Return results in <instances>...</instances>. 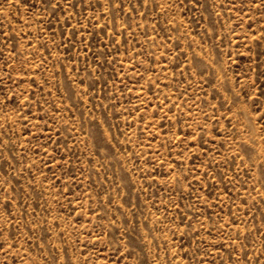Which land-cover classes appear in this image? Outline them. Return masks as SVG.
Segmentation results:
<instances>
[{
	"label": "rangeland",
	"instance_id": "obj_1",
	"mask_svg": "<svg viewBox=\"0 0 264 264\" xmlns=\"http://www.w3.org/2000/svg\"><path fill=\"white\" fill-rule=\"evenodd\" d=\"M0 264H264V0H0Z\"/></svg>",
	"mask_w": 264,
	"mask_h": 264
}]
</instances>
